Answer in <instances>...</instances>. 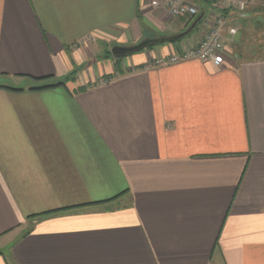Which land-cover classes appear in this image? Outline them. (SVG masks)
Here are the masks:
<instances>
[{"label": "crops", "instance_id": "0c3cea01", "mask_svg": "<svg viewBox=\"0 0 264 264\" xmlns=\"http://www.w3.org/2000/svg\"><path fill=\"white\" fill-rule=\"evenodd\" d=\"M148 1L0 0V264H264V0L219 66Z\"/></svg>", "mask_w": 264, "mask_h": 264}, {"label": "built area", "instance_id": "2783aa9c", "mask_svg": "<svg viewBox=\"0 0 264 264\" xmlns=\"http://www.w3.org/2000/svg\"><path fill=\"white\" fill-rule=\"evenodd\" d=\"M204 12L206 30L196 41L190 42L179 54L158 55L148 65H165L187 59L209 60L219 66L224 62L227 44L234 40L237 28L229 24V15L243 12L253 0H209ZM200 0H149L148 5L171 17H195L200 12ZM145 4V0L144 3Z\"/></svg>", "mask_w": 264, "mask_h": 264}, {"label": "trees", "instance_id": "16d2710c", "mask_svg": "<svg viewBox=\"0 0 264 264\" xmlns=\"http://www.w3.org/2000/svg\"><path fill=\"white\" fill-rule=\"evenodd\" d=\"M161 37H165V36H159V37H156V39L161 38ZM153 39L154 38L149 37V38L143 39L142 41H144V40L145 41H149V40H153ZM140 42L141 41H139V42H137L135 44L129 45V46L114 45L110 49V53H111L113 58H115L116 60H119V59H121L124 56H128V55H131V54H134V53H137V52H140V51L144 50V48H138ZM163 42H167V41H160V42H156L155 44H158V43L161 44ZM120 48H126L127 51L124 52V51L117 50V49H120ZM1 76H3V75H1ZM0 87H6V88H9V89H15V88H13V87H11L9 85V82L6 79H3V78L0 79Z\"/></svg>", "mask_w": 264, "mask_h": 264}, {"label": "water", "instance_id": "95a60500", "mask_svg": "<svg viewBox=\"0 0 264 264\" xmlns=\"http://www.w3.org/2000/svg\"><path fill=\"white\" fill-rule=\"evenodd\" d=\"M193 26H194V24L187 31H185L184 33H181L179 35H176V36H165V37H161V38L153 39V40H149V41H145V40L141 41L139 43V47L138 48H145L147 46H150V45H152V44H154L156 42H160V41H174L177 38H180V37L186 35L193 28ZM117 50L124 51V52L127 51L126 48H120V49H117Z\"/></svg>", "mask_w": 264, "mask_h": 264}, {"label": "rangeland", "instance_id": "374dc122", "mask_svg": "<svg viewBox=\"0 0 264 264\" xmlns=\"http://www.w3.org/2000/svg\"><path fill=\"white\" fill-rule=\"evenodd\" d=\"M183 18H185V17H183ZM260 21V22H259ZM259 21H256V23H257V26H260L261 27V29H259L262 33H261V38H259V39H261L262 40V38H264V18H261ZM258 23H260V24H258ZM199 28H200V26H198ZM238 28H237V34L235 35V37H234V39L237 37V35H238ZM189 36V35H188ZM263 42H264V40H263ZM110 50L108 49L107 51H106V53H110L109 52ZM112 57V56H111Z\"/></svg>", "mask_w": 264, "mask_h": 264}]
</instances>
